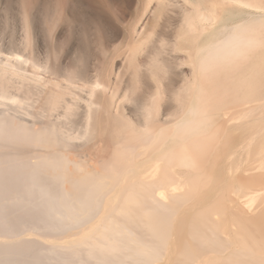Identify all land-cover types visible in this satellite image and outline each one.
<instances>
[{
  "label": "bare ground",
  "instance_id": "bare-ground-1",
  "mask_svg": "<svg viewBox=\"0 0 264 264\" xmlns=\"http://www.w3.org/2000/svg\"><path fill=\"white\" fill-rule=\"evenodd\" d=\"M120 2L106 64L41 62L31 6L0 51V264H264V0H144L127 40Z\"/></svg>",
  "mask_w": 264,
  "mask_h": 264
},
{
  "label": "rangeland",
  "instance_id": "rangeland-1",
  "mask_svg": "<svg viewBox=\"0 0 264 264\" xmlns=\"http://www.w3.org/2000/svg\"><path fill=\"white\" fill-rule=\"evenodd\" d=\"M113 1L114 0H110V1L108 0H99V1L98 0H88V1L81 0L80 1L79 0L78 7H76L77 5H75L74 6L75 8L71 14L65 10V4H64L65 0H0V51L2 53L3 52H16V51L22 52L18 48L19 43L21 42V38H22L21 33L23 32L22 31L23 26H21L22 18H23L22 11H23L24 6L26 7L31 6V7H35L34 9L37 8V10L35 11L38 12L39 20H40L39 21L40 22V32L42 36V46H41L42 48H40V55H42L41 56L42 58H40L41 62H43L47 56H50L51 58H55V57L57 58V56L59 55L58 54L59 51L54 50V48L51 46V41L53 39L55 40V37H56L59 40V46L63 47L64 50L68 48L72 43H74V47L73 49H71V51L73 50V52L71 54V51H70V54H69L70 55L69 57L71 58L68 57L69 58L68 60L71 59L72 63L79 64V66H82V67H84L85 65L92 66L93 63L94 65L97 63L106 64V61L108 62V57L105 54H103V52L101 51L99 39H101V35L103 34L102 32L107 30V28L109 27L111 23L117 21V18L115 17H118L117 15L120 12V10H118L119 8L117 7H119V5L121 4L120 2L121 0L120 1L116 0L115 2ZM143 1L144 0H139L140 3L137 6V8L135 7V5H132L130 7L131 9L129 8L128 9L129 11L127 10L126 15H124L125 18L122 21L123 27L125 28L124 40L128 39L131 33L130 29L134 27V25L137 23L140 16L142 15ZM64 10L66 12H64ZM89 16L91 19L89 18ZM180 20H181L180 10L178 11V10H174L173 8L166 9L164 7H161V8L159 7V8L152 10V12L149 13L147 22H149V26H148L149 28L154 27V25L155 26L157 25L155 27L157 32H161L165 34L168 39L172 40L174 38V35L176 34ZM122 40L123 38H119L117 39V41L115 40L113 43V46L116 48H120L124 43V40L123 41ZM87 55L91 57L88 58L89 56ZM82 60H85V61H82ZM261 126L262 124L260 122L259 126L258 127L255 126L254 128H252V130H258L259 128H261ZM251 133L252 131L250 132V134ZM248 135H249V130H245V133L244 135L241 136V138H246ZM252 152H251V149L248 148V150L244 153V161L246 162L245 164L248 168L249 175L254 174L257 171L255 169L256 158L255 156H253ZM136 227L137 225L135 226V228ZM139 230L140 228L138 229L137 227L136 231L138 233H141L142 231L144 232V230L140 232ZM185 239H186V236H184L183 240L185 241ZM1 242H3L4 245H6L5 241H1ZM1 245L3 244L0 243V246ZM200 259L201 257L199 258V260ZM261 261L262 263L264 262V256L262 257ZM178 262L179 261L176 260L175 257H172V260H170L169 264H179ZM189 262L191 263L192 261H189Z\"/></svg>",
  "mask_w": 264,
  "mask_h": 264
}]
</instances>
